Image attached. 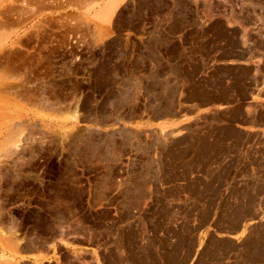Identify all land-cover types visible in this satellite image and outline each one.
<instances>
[{"label":"rangeland","instance_id":"374dc122","mask_svg":"<svg viewBox=\"0 0 264 264\" xmlns=\"http://www.w3.org/2000/svg\"><path fill=\"white\" fill-rule=\"evenodd\" d=\"M0 264H264V0H0Z\"/></svg>","mask_w":264,"mask_h":264},{"label":"trees","instance_id":"16d2710c","mask_svg":"<svg viewBox=\"0 0 264 264\" xmlns=\"http://www.w3.org/2000/svg\"><path fill=\"white\" fill-rule=\"evenodd\" d=\"M210 104H213V103H222V104H225L226 102H225V100H221V99H214V100H210V102H209Z\"/></svg>","mask_w":264,"mask_h":264},{"label":"crops","instance_id":"0c3cea01","mask_svg":"<svg viewBox=\"0 0 264 264\" xmlns=\"http://www.w3.org/2000/svg\"><path fill=\"white\" fill-rule=\"evenodd\" d=\"M158 127H166V128H169L171 125H174V123H170V124H166V123H160V124H157Z\"/></svg>","mask_w":264,"mask_h":264}]
</instances>
